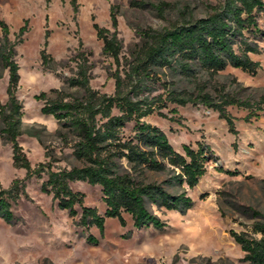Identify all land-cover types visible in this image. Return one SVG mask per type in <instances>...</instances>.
<instances>
[{
  "label": "rangeland",
  "instance_id": "1",
  "mask_svg": "<svg viewBox=\"0 0 264 264\" xmlns=\"http://www.w3.org/2000/svg\"><path fill=\"white\" fill-rule=\"evenodd\" d=\"M132 1L75 0L74 9L71 0H0V22L8 28L14 48L12 59L19 67L15 95L22 105V133L17 140L32 167L46 161L54 170L80 165L58 134L65 130L52 116L40 112L43 101L34 95L45 91L53 98L54 90H60L80 96L82 89L66 82L76 75L80 63L89 73L92 88L112 93L114 80L108 73L115 69V63L102 53V41L93 28V23L110 28L112 5L116 7L117 33L122 42L120 57H129L141 41L140 29L159 30L183 16H204L219 0H141L167 3L161 13L149 6H135ZM22 26L25 30L19 35ZM258 27L264 30L262 14ZM256 39L259 53L250 54L259 62L255 73L227 66L214 75L199 71L191 79L168 69L161 74L164 81L178 88L196 92L201 87L214 100L228 95L248 103L250 107H226L235 133L216 111L198 103L168 104L161 109L163 116L154 112L143 118L162 129L172 147L181 153L183 144L196 148L200 142L209 147L205 173L195 187H185L193 200L191 209L181 214L148 204V209L166 223L162 229L135 228L130 215L123 212L125 225L115 217H106L100 232L95 226L78 224L79 206H75L77 214L69 216L50 194L40 190L45 175L31 177L11 206L18 220L8 223L0 219V264H248L229 230L257 237L252 224L264 221V37ZM42 49L52 59L47 64L42 62ZM7 82L8 70L0 57L1 104L7 100ZM162 91L160 87L155 93ZM173 107L176 112L170 111ZM132 125H126L125 134L130 133ZM11 155L10 143L0 134V188L25 175V169L13 166ZM167 175L147 172L146 179L158 182ZM70 187L83 193L85 206L103 214L105 204L98 185L75 181ZM166 189L172 193L181 190ZM246 208L261 216H251ZM88 235L94 237L93 242L87 240Z\"/></svg>",
  "mask_w": 264,
  "mask_h": 264
},
{
  "label": "trees",
  "instance_id": "2",
  "mask_svg": "<svg viewBox=\"0 0 264 264\" xmlns=\"http://www.w3.org/2000/svg\"><path fill=\"white\" fill-rule=\"evenodd\" d=\"M71 4L75 9V0H71ZM132 4L149 6L158 13L168 6L164 2L153 4L141 0L132 1ZM115 8V5L110 7V28L93 23L96 37L102 41V53L115 63V69L108 73L114 80L112 93L92 88L89 73L80 63L76 75L66 79L69 86L82 89L80 96H69L60 90H54L53 98L45 91L34 95L36 100L43 101L40 112L52 116L61 130H65L58 134L80 163L68 169L54 170L50 161L32 167L17 140L22 133V105L15 95L19 67L12 59L14 48L8 39V28L0 22V57L8 70L7 100L0 103V134L10 143L13 166L25 169L23 178H15L7 188H0V219L16 222L18 218L11 206L23 193L25 180L45 175L40 190L50 194L69 216H75V206H79V225L95 226L102 232L106 217H115L125 225L122 216L125 212L130 215L135 228L160 230L166 223L147 205L181 214L191 209L193 200L185 187H195L205 173L210 160L209 147L200 142L196 148L183 144L181 153L172 147L162 129L143 118L154 112L163 116L161 109L168 104L198 103L216 111L229 131L235 133L233 118L226 107H250L228 95H220L214 100L201 87L196 92L178 88L174 83L164 81L161 74L163 69H168L191 79L199 71L214 75L227 66L255 73L259 62L250 54L259 53L256 38L264 37V30L258 27L259 15L264 16V0H219L204 16H183L180 21L159 30L140 29L141 41L129 57H120L122 42L117 33ZM24 30L25 26H22L19 35ZM40 55L44 64L52 60L44 49ZM160 87L163 91L155 93ZM170 111L176 112V109L173 107ZM130 122H133L130 133L125 134L123 130ZM147 172L168 175L162 181H148ZM75 181L100 187L105 204L103 214L95 207L83 204V193L70 187ZM166 186L181 190L172 193ZM245 210H249L251 216H261L251 208ZM252 232L259 236L234 230H229V235L244 252L243 261L264 264V221H255ZM87 240L93 242L94 237L88 235Z\"/></svg>",
  "mask_w": 264,
  "mask_h": 264
}]
</instances>
